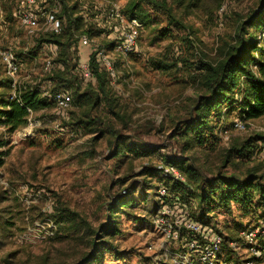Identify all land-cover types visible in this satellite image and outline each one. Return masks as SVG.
<instances>
[{"label": "rangeland", "instance_id": "rangeland-1", "mask_svg": "<svg viewBox=\"0 0 264 264\" xmlns=\"http://www.w3.org/2000/svg\"><path fill=\"white\" fill-rule=\"evenodd\" d=\"M20 1L0 0V50L10 49L19 62L13 78L4 73L0 62V94L15 93L24 84L51 90L44 61L52 55L46 44L34 47L38 36H30L15 17ZM107 1L122 11L129 0H80L79 5ZM258 3L182 0L180 5L171 4L184 29L169 26L163 15L145 6L150 20L141 26L132 53L121 55L99 37L92 39L104 43L113 61L115 77L110 89L117 98V114L101 103L88 119L83 118L89 120L84 128L73 121L82 110L70 106L63 111L52 105L30 112L27 123L11 134L0 127V153L4 154L0 164V264H81L92 249L91 240L108 243L101 260L93 264L184 263L177 258L179 242L167 239L154 223L157 179L153 170L163 158L175 157L189 160L205 177L219 171L241 176L251 169L264 182V145L257 144L246 154L249 157L233 153L224 163L225 151L232 144L254 134L264 135V115L242 121L244 127L236 129L233 122L238 116L231 112L223 124L227 133L219 130L222 125L215 127L214 146L183 147L176 132L177 125L189 121L202 91L193 67L199 59H215L224 42L233 39L236 23L255 14ZM26 49L33 52L26 54ZM7 78L14 82L9 89L2 84ZM75 91H69L73 99ZM121 195L132 199V206L111 214L109 204ZM55 208L75 212L90 230L76 225L57 232ZM172 212L178 218L180 206ZM45 218L55 228L52 236L38 240L41 233L32 226ZM109 220L115 221L121 234L99 238L101 227ZM214 220L211 222L228 244L236 238L242 243L237 251L222 247L218 264H245L252 257L250 248L259 246L258 239L254 236L247 244L238 238V231L256 224L264 227V214H244L232 203L230 213L218 210ZM254 264H264V258Z\"/></svg>", "mask_w": 264, "mask_h": 264}, {"label": "trees", "instance_id": "trees-1", "mask_svg": "<svg viewBox=\"0 0 264 264\" xmlns=\"http://www.w3.org/2000/svg\"><path fill=\"white\" fill-rule=\"evenodd\" d=\"M79 1L48 0L51 6L58 4L57 17L62 21V31L59 34L41 33L36 39L34 47L46 44L49 54L51 49L54 50L52 66L46 70V80L51 85L49 92L75 89L74 94L76 96L75 99L72 98L70 106L82 111L80 115H75L73 121L80 127L86 128L89 125V120L83 118L88 119L92 109L103 103L107 110L114 114V109L117 107V98L110 89L113 79L96 63L94 52L89 55V66L95 75V81L82 87V83L78 78L76 59L72 50L77 35L85 33L91 39L99 37L101 41H106L107 46H112L111 42L100 36L101 28L95 26L96 22H102V20L91 12L92 4L89 6L87 3L79 5ZM169 1L173 5H180L182 2V0H129L122 7V12L136 18L142 26L148 24L150 20V15L144 8L146 6L163 15L169 26L184 29L183 23L175 15ZM2 10L6 12V10ZM86 11L90 15L88 20L84 21L83 16ZM263 36L264 0H259L255 14L249 15L245 20L236 23L233 39L224 42L218 49V55L215 59H199L193 67L195 72L197 71V75H193V77L198 78L202 91L196 96L189 121L180 124V126L177 125L176 132L183 141V147L216 145L215 127L222 125L219 130L223 129V124L227 121L231 112H235L238 116L235 119L241 121L256 119L264 115ZM95 44L99 48H104V43L96 42ZM27 50H24L26 54L33 52V50L28 52ZM158 66L161 68L162 65ZM11 83L8 78L2 81L3 86L8 89ZM43 92L41 85L24 84L19 85L12 98V92L10 91L0 94V127L6 133L11 134L27 123L30 112L44 110L52 105L55 106L51 97L43 95ZM223 131H227V129L224 128ZM257 144L264 145V135L254 134L244 141L232 144L225 151L224 163L232 158L233 153L242 157L248 156L246 154L256 148ZM0 154L1 164V158L4 154ZM174 158H163L164 160H160L157 168L153 170V176L157 179L155 189L158 186H164L172 197H176L177 201L186 207L194 221L209 224L219 232L211 221H215L214 218L218 210L230 213L232 203H235L239 211L244 214H256V212L264 214V182L255 170L248 169L241 176L219 171L211 177H205L194 168L189 160ZM166 165L174 166L184 181L164 178L161 174L163 167ZM155 195L157 196L156 191ZM155 203L156 211L159 204L157 199H155ZM132 204V199H126L124 195H121L109 204L108 212L114 214L118 209L130 207ZM54 217V223L58 226L57 232L62 228L71 230L76 225H81L80 227L83 229L85 225L90 230L88 224H84V221L79 219L75 212L67 208H55ZM262 218L257 222H260ZM4 223L11 224L10 221ZM255 227L263 226L256 224L250 228L243 227L242 229H253ZM100 231L99 238H101V235L121 234L114 220H109L106 225L101 227ZM97 233L93 232L95 235ZM219 234L223 239L222 247L226 246L232 252L233 249L229 247L226 236H223L221 232ZM90 244L92 249L81 264L99 262L102 258L101 251L103 248L106 249L108 243L107 241L94 242V240H91ZM258 244L259 248L264 250V239L259 238ZM99 246H102V249ZM218 256L216 264H218Z\"/></svg>", "mask_w": 264, "mask_h": 264}, {"label": "built area", "instance_id": "built-area-1", "mask_svg": "<svg viewBox=\"0 0 264 264\" xmlns=\"http://www.w3.org/2000/svg\"><path fill=\"white\" fill-rule=\"evenodd\" d=\"M91 12L95 13L102 20L95 23V26L101 28L100 36L112 43L113 50L121 55L132 53L136 48L138 33L141 29L139 21L127 14L113 2L107 1L106 4L94 3ZM58 4L49 6L48 0H22L18 4V14L16 18L22 27L27 30L30 36H39L41 33L52 32L59 34L62 31V21L57 17ZM2 14L0 8V15ZM90 13L84 12V21L88 20ZM264 37V36H263ZM52 50V51H51ZM50 54L54 55L51 49ZM72 50L76 59V72L78 78L84 85L93 83L95 75L89 66V55L94 52L96 63L104 69L113 79L115 77L114 64L112 59L106 53L105 48H99L91 38L85 33L76 36L75 45ZM52 56L47 57L44 61V68L48 70L52 66ZM0 62L3 66L4 73L13 78L19 69V62L16 55L10 49L0 50ZM14 86V82L12 83ZM15 93H12L11 98ZM43 95H49L53 100L55 107L59 110H67L70 108L72 97L69 91H56L50 93L44 90ZM234 127L242 129L244 123L235 119ZM227 133V131H223ZM164 178H170L183 182L184 179L179 171L171 165H166L162 169ZM156 199L158 200L157 213L154 215V223L159 225V229L163 231V235L172 241L179 242V255L177 258L183 259V264H216L217 256L222 249V236L211 225L194 221L188 213L185 206H182L176 199L172 197L164 186H158L156 189ZM180 206L181 213L177 218L173 215L172 209ZM42 224L33 223V228L37 230V236L45 239L52 236L54 231V223L48 218L42 220ZM46 228V229H45ZM253 229H242L238 231V238L245 239L247 244H251L254 236L257 239H263L264 227ZM42 229L44 231H42ZM50 229V233L47 231ZM29 230V229H28ZM255 232V235H254ZM229 246L237 251L242 243L238 240L229 242ZM253 247L252 257L246 259L245 264H254L259 258H264V252ZM255 248V249H254ZM259 250V251H258Z\"/></svg>", "mask_w": 264, "mask_h": 264}]
</instances>
